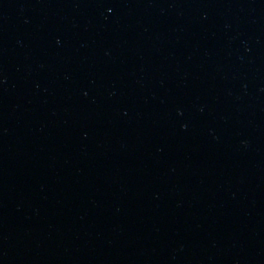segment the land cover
Listing matches in <instances>:
<instances>
[{
  "label": "water",
  "instance_id": "obj_1",
  "mask_svg": "<svg viewBox=\"0 0 264 264\" xmlns=\"http://www.w3.org/2000/svg\"><path fill=\"white\" fill-rule=\"evenodd\" d=\"M0 264H264V0H0Z\"/></svg>",
  "mask_w": 264,
  "mask_h": 264
}]
</instances>
